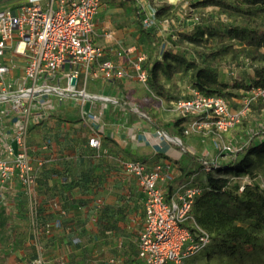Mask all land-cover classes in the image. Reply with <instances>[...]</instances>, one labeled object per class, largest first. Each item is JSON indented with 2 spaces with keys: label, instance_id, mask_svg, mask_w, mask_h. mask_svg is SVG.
Segmentation results:
<instances>
[{
  "label": "crops",
  "instance_id": "obj_1",
  "mask_svg": "<svg viewBox=\"0 0 264 264\" xmlns=\"http://www.w3.org/2000/svg\"><path fill=\"white\" fill-rule=\"evenodd\" d=\"M2 1L1 9H18L13 3L5 8L3 2L9 0ZM183 1L103 0L94 18L93 42L101 49L104 60L113 62L129 76L111 81L102 76L88 80L87 93L108 97V102L95 100L82 104L68 99L47 118L33 116L27 148L33 163L41 161L43 166L39 168L32 196L17 178L0 185V264H32L39 256L46 264H82L85 256L96 253L95 264H130L137 258L145 201L137 179L126 172V163L144 160L152 166L169 160L177 179L182 165L194 171L203 165L204 158L225 163L236 156L217 150L215 138L183 135L191 118H183L176 108L178 99L186 95L179 74L171 79L159 77L167 97L157 96L148 84L136 78L134 63L139 57H145L143 66L148 71L164 60L165 49L161 45L167 43L170 47H166L167 51H178L168 42L176 37L175 14L185 5ZM162 8L168 9L157 14ZM23 73L21 65L12 72L16 77ZM186 79L184 84L190 76ZM242 98L237 100L238 104ZM89 110L104 114L100 149L89 146L94 135L91 122L84 117ZM12 117L13 114L2 115L0 108V126L7 132L12 128ZM249 127L240 124L223 134L222 140L234 150H241L251 140L253 148L262 145L264 136H256L253 126ZM157 131L181 140V144L167 145L171 146V156L152 148L144 150V146L153 147V142L136 145L135 141L144 135L152 141ZM1 136L0 157L9 147L6 144L12 142L9 135L3 136L4 139ZM47 142L49 146H45ZM259 151L247 157L248 173L242 176H249L252 183L264 189V162H260L264 152L258 155ZM151 153L154 155L150 156ZM244 157L245 154L240 156L243 160ZM208 174L203 168L192 178L205 183ZM214 175L228 177L231 173ZM56 203L58 209L54 208ZM61 210L67 212L62 218V228L53 227L46 233V226L60 217Z\"/></svg>",
  "mask_w": 264,
  "mask_h": 264
},
{
  "label": "built area",
  "instance_id": "obj_2",
  "mask_svg": "<svg viewBox=\"0 0 264 264\" xmlns=\"http://www.w3.org/2000/svg\"><path fill=\"white\" fill-rule=\"evenodd\" d=\"M102 5L103 0H26L16 11L0 7V108L2 115L13 114L12 128L8 132L0 126L1 138L12 137V142L6 144L9 147L5 155L0 157L1 186L17 178L27 194L33 195L39 168L43 166L41 161L38 166L33 163L27 148L34 115L47 118L68 99L82 104L95 100L108 102V97L99 98L87 93L88 80L102 76L111 81L129 76L113 62L104 60L101 49L93 42L94 18ZM144 61V56L139 57L134 69L137 80L148 84L149 74L143 66ZM20 65L24 73L16 77L12 72ZM73 80H76L75 84ZM258 101L264 102V87L246 92L237 110H233L223 96L194 90L190 98L178 101L176 106L183 118H191L183 135L215 138L217 150L235 156L239 150L223 142L222 136L240 125ZM103 115L94 110L84 113L93 126L94 135L89 146L94 149L102 146ZM151 142L157 151L169 155L172 154L171 146L167 145L182 143L164 131H157L152 141L146 135L135 141L136 145ZM49 144L47 142L45 146ZM221 164L219 159L203 160V165L211 172ZM172 167L169 160L152 166L144 160L125 165L126 172L137 179L145 201L144 227L137 251L140 264H185L188 256L210 244L209 234L195 224L192 216L202 189L192 177L178 183ZM228 179L229 186L238 185V193H243L252 184L249 176ZM54 208H59L57 203ZM66 214L61 210L60 217L46 226V233L53 227L62 228V218ZM32 264L46 263L39 256Z\"/></svg>",
  "mask_w": 264,
  "mask_h": 264
},
{
  "label": "rangeland",
  "instance_id": "obj_3",
  "mask_svg": "<svg viewBox=\"0 0 264 264\" xmlns=\"http://www.w3.org/2000/svg\"><path fill=\"white\" fill-rule=\"evenodd\" d=\"M23 1L9 0L3 2V7L6 8L10 3L20 7ZM200 1L202 0H184L185 5L181 6L175 14L178 18V27L174 29L176 37L172 39L173 43L171 41L168 43L174 48L173 50L178 51L172 53L166 50L167 43L161 45L165 49V54L168 55V52H171L174 58L171 60H167V57L164 58L163 76L171 79L174 75L179 74L180 83L182 82L181 85L185 86H183V91L186 95L179 98L178 101L190 98L194 90L200 91L195 81H201L209 89L225 93V98L230 103L231 108L237 110L241 106V102L238 104L237 100L244 98L246 93L241 88H233V84H251L255 78V68L264 67V48L249 47L243 41L231 38L228 35V30L230 27L240 26L251 27L264 32V15L259 18H251L216 7H196ZM211 28L224 35L209 36L206 32L207 29ZM189 76V82L184 84L183 82ZM176 84L178 85V82ZM241 124L244 128H250L249 126L252 125L256 132L258 130L264 131V102L258 101L252 105L250 112ZM174 147L179 148L181 146ZM143 148L148 151L152 148L154 152L156 151L155 147L152 146H144ZM153 155V153L150 154V156ZM261 155L264 156V153ZM260 162H264V159H261ZM213 174L220 175L223 173H218L215 170ZM231 176L236 175L231 173L228 177ZM204 181L206 184V179ZM262 237L264 238V233ZM96 256L97 253L96 255L85 256V261L82 264H95L97 262ZM185 264H264V243L257 248H249L241 256L230 258L216 243L211 241L204 249L188 256L185 259Z\"/></svg>",
  "mask_w": 264,
  "mask_h": 264
},
{
  "label": "trees",
  "instance_id": "obj_4",
  "mask_svg": "<svg viewBox=\"0 0 264 264\" xmlns=\"http://www.w3.org/2000/svg\"><path fill=\"white\" fill-rule=\"evenodd\" d=\"M196 7H216L251 18L264 15V0H202L196 4ZM167 9L162 8L157 11V14H162ZM206 33L211 37L224 35L212 28L207 29ZM228 35L233 39L243 41L249 47L264 48V32L254 28L233 26L229 28ZM168 55L165 54L164 58L171 60L173 54L168 52ZM164 62L165 59L158 61L148 69V85L159 97H167L165 87L159 81V77L164 74L162 70ZM195 84L201 92L207 95L217 94L226 97L225 93L211 90L201 81H195ZM261 87H264V67L255 68V78L250 85L233 84V88H241L245 93L253 88ZM255 133L257 136H264V131L258 130ZM259 150L264 152V140L262 145L255 148L252 147L251 140L247 146L238 151L234 158L222 163L216 171L233 173L236 176L242 175L248 170L245 165L247 157ZM242 154H245L244 160L240 158ZM187 168L186 164L180 167L181 175L176 179L178 183L194 176L203 168L207 170L204 165L194 171H188ZM208 172L206 184L197 181L202 193L197 198L192 211L195 224L209 234L210 243L211 241L216 243L230 258L241 256L249 248L261 246L264 243L262 237L264 233V189L252 183L243 193H238V185L229 186L228 178L215 176L213 172ZM172 187L171 185L170 189ZM189 228L192 232L195 231L191 225ZM130 264L140 263L136 258Z\"/></svg>",
  "mask_w": 264,
  "mask_h": 264
},
{
  "label": "water",
  "instance_id": "obj_5",
  "mask_svg": "<svg viewBox=\"0 0 264 264\" xmlns=\"http://www.w3.org/2000/svg\"><path fill=\"white\" fill-rule=\"evenodd\" d=\"M76 83V80H73V84H75Z\"/></svg>",
  "mask_w": 264,
  "mask_h": 264
}]
</instances>
